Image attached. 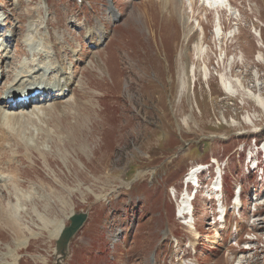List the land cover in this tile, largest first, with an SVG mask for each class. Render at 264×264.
<instances>
[{"label":"rangeland","instance_id":"obj_1","mask_svg":"<svg viewBox=\"0 0 264 264\" xmlns=\"http://www.w3.org/2000/svg\"><path fill=\"white\" fill-rule=\"evenodd\" d=\"M230 1L236 17L220 13L219 37L218 15L198 0H0V46L9 44L0 101L21 71L25 81L44 70L51 75L42 80H55L56 55L75 79L63 102L49 95L13 111L38 117L19 124L22 142L0 145V264H56L53 224L69 226L71 209L89 217L61 264H264L261 172L240 165L259 148L264 167V110L250 96L264 98V0ZM196 19L204 34H190ZM187 63L195 66L190 90L181 86ZM217 162L225 221L212 187L202 186L195 236L180 218L184 187L205 165L200 181L210 182ZM240 189L238 212L231 201ZM106 236L123 247L113 260Z\"/></svg>","mask_w":264,"mask_h":264},{"label":"bare ground","instance_id":"obj_2","mask_svg":"<svg viewBox=\"0 0 264 264\" xmlns=\"http://www.w3.org/2000/svg\"><path fill=\"white\" fill-rule=\"evenodd\" d=\"M158 1H159V3L165 2V3L169 4V0H158ZM181 1H186L189 4V6H192L196 0H181ZM198 1L202 4L201 7L205 11V13H207L209 15L211 12H215L218 15L219 18L217 19V22L215 23L216 25L214 27V32L219 37L222 36L223 32L225 31V28L223 26V23L221 22L220 13L223 14L225 12V13H229L230 15H233L234 17H236V12H235V9L232 7L233 5H232L231 1L230 0H198ZM178 7H179V5H178ZM111 13H112V11H110V14ZM112 16L116 17L115 15H112ZM201 21L198 19H196L194 21L195 25L191 26V29H190L191 33L190 34H196V33H198V31L201 34H204V27H203L204 24H202ZM190 22H191L190 18H188V19L186 18V23L190 24ZM102 27H103L102 25H98V26H96L97 29L94 30V32L97 33L98 37L101 38V40H102V38L106 37V34H105L104 30L102 29ZM91 33L92 32L90 31L87 34H89L90 36H93V34H91ZM188 33H189V31H188ZM6 34L7 33H5V35ZM201 43H202V38L198 39L195 43L196 51L199 55H201L202 52L204 53V48H203ZM56 58H57L56 61H58L57 64L60 68H59V70L56 71L57 77H56V80H53L54 81L53 82V89H48V87H44V88L38 87V85L45 83L42 79L47 72L46 70L43 71V74H40V72L37 71L35 74H38L40 78L36 79L38 76L35 77L36 75H33L35 78L31 79L32 81H30V82L24 80L23 75H26V73L24 71H21V72L17 73L16 84L9 87L8 90H6L5 93L2 95V99L0 101V145H3L7 141L18 142L20 140V142H22V139H21L22 129H21V131L19 130V128H18L19 124L20 123H26V121H29V120L34 119L35 117H38V113L35 115L34 112L36 110L31 111L29 113L13 112V111H15V109H17V108H23V109L29 108L32 105H35V103H37L38 105L42 104L43 103L42 99H37V98L35 99V97H34L35 96L34 94L37 91H42L44 93H46V92L51 93L52 90L57 88L58 94L56 95V97L53 96V99H55V101H56L54 104L63 102L65 100V98L71 93V91H73L72 88L74 86V80H75L74 79V73L72 72L71 74H68V68L64 64L63 60H60V58L57 55H56ZM35 66H36V64H35ZM54 66H55V64H54ZM50 70L53 71L52 69H50ZM205 71H207V70H204V72ZM194 73H195V66H193L190 63H187L186 69L183 72V78L181 80L182 88L188 87V89H189L190 87H192V84H194V83H193V80L191 78H193ZM206 73H208V72H206ZM0 77L3 78V72H2V75ZM21 81L24 83H21ZM50 84H52V82H50ZM225 89L227 92H233L234 91L233 88L231 87V84L225 86ZM19 96L30 97V104L27 105L26 107H23V106H21V103L16 102L15 107L12 108V107H10L9 102H6V100H8V98L9 99L10 98H18ZM250 96L252 97V99H254L257 102L258 106L264 110V98L261 97L260 95L257 96V95L251 94ZM74 100H76V99L74 98ZM66 106L67 107L66 108L64 107L62 114H68V112H70V109L72 108L71 103L67 104ZM16 113H19V114H16ZM27 146H29V145H27ZM200 171H202V170L200 169L197 172L196 171L194 172V175L192 176V181H194V182L196 181L193 177L195 176L196 173H198ZM217 174L220 177L217 179V182H215L213 184L214 190H219L222 186V179H221L222 178V171L218 169ZM12 175H13V179L19 180L18 176H20V174L15 172V173H12ZM186 196L188 198L182 204L181 219L186 221V223L184 225L187 224V227H189L191 229V231L195 234V236H199L198 231H196V229H194L193 225H192L193 211H194L193 202H192L193 198L189 195H186ZM220 212L222 215V217H221V219H222L223 215H225L226 211L221 210ZM71 214H74L73 209H71V211H70V216H71ZM186 214H188V220L186 218ZM10 224H12V223H10ZM63 227H65L63 221H57L56 224H53V229H55V232H54V234L51 235V238H54L57 241L59 236L62 233ZM186 264H188V263L186 262Z\"/></svg>","mask_w":264,"mask_h":264},{"label":"water","instance_id":"obj_3","mask_svg":"<svg viewBox=\"0 0 264 264\" xmlns=\"http://www.w3.org/2000/svg\"><path fill=\"white\" fill-rule=\"evenodd\" d=\"M88 213L72 214L69 217L70 224L63 228L61 235L56 241V264H61L68 256L69 246L72 239L87 221Z\"/></svg>","mask_w":264,"mask_h":264}]
</instances>
